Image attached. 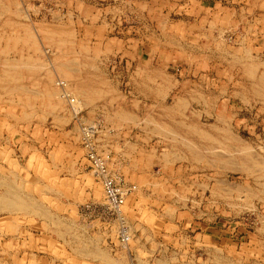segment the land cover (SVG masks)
<instances>
[{"label":"rangeland","instance_id":"obj_1","mask_svg":"<svg viewBox=\"0 0 264 264\" xmlns=\"http://www.w3.org/2000/svg\"><path fill=\"white\" fill-rule=\"evenodd\" d=\"M97 1L0 0V264H264V0ZM67 95L135 184L127 246Z\"/></svg>","mask_w":264,"mask_h":264},{"label":"built area","instance_id":"obj_2","mask_svg":"<svg viewBox=\"0 0 264 264\" xmlns=\"http://www.w3.org/2000/svg\"><path fill=\"white\" fill-rule=\"evenodd\" d=\"M60 85L63 86L62 81H60ZM73 102L74 99L70 98V107ZM81 111L74 113L80 129V144L84 149L90 170L101 184L105 207L110 215L115 216L113 220L117 221L116 237L119 244L123 246L127 243V222L121 213L123 212L126 195L135 188V184L126 182L121 175L110 168L109 154L98 149L99 125L97 126L96 122H85L79 116Z\"/></svg>","mask_w":264,"mask_h":264},{"label":"crops","instance_id":"obj_3","mask_svg":"<svg viewBox=\"0 0 264 264\" xmlns=\"http://www.w3.org/2000/svg\"><path fill=\"white\" fill-rule=\"evenodd\" d=\"M20 1H22V4H24L23 6H26V7H23L22 8V10H20L19 8H17V6H15L14 7V12L13 13H16V17L14 18V19H12L13 21H16V22H18V24H22L23 25V23H24V19H23V17L24 16H28V17H32V15L33 16H35L36 14V11H38L39 13L42 11V9L44 8V9H46L45 8V6H46V4L45 3H47L48 1H50V0H40L39 2V4H35V2H33V0L31 1V0H20ZM69 1L71 2L72 0H58V4H59V7H62V9L61 8H58L57 10L58 11H63L64 10V7L65 6H68V3H69ZM124 2H125V4H130L131 3V0L130 1H128V0H124ZM74 3H75V6L77 5V4H80V3H83V4H86V8L85 9H89V10H93V11H91V14L92 15H95V14H97V12H98V9H99V7H97V5L96 4H98V1L97 0H87V2L85 1V0H74ZM56 5V4H55ZM62 5H64V7L62 6ZM131 5V4H130ZM51 6V5H50ZM132 6V5H131ZM112 7V9H115V7H116V5H113V6H111ZM52 8V7H51ZM70 9H72V8H70ZM70 9L67 7L66 8V11L64 10L62 13H64V16H66L67 15V11H70ZM49 12V11H48ZM11 13H12V11H11ZM101 13V12H100ZM42 16V15H41ZM11 18V17H10ZM21 27H23V26H21ZM22 31H24L23 30V28H21V29H18V33L19 34H17L16 36L18 37H22V38H24V36H23V34H22ZM27 35L28 34H31V31L28 29V30H26V32H25ZM25 34V35H26ZM32 35V34H31ZM33 37V36H32ZM28 46V45H27ZM5 48V44L3 45V46H1V48ZM18 48L19 49H21V50H25V49H27V47H26V45L25 46H23L22 45V41L20 42V43H18ZM141 60H143V59H141ZM146 60H144V62H145ZM111 153V152H110ZM86 158V157H85ZM86 161H87V163H88V160H87V158H86ZM89 165V164H88ZM207 228V227H206ZM207 230V229H206ZM220 230L221 229H219V228H214L213 230L212 229H210L209 231H206V233L207 234H209V238H210V240L211 241H214V243H217V242H220L221 241V239H222V235H223V233L222 232H220ZM209 232V233H208Z\"/></svg>","mask_w":264,"mask_h":264},{"label":"bare ground","instance_id":"obj_4","mask_svg":"<svg viewBox=\"0 0 264 264\" xmlns=\"http://www.w3.org/2000/svg\"><path fill=\"white\" fill-rule=\"evenodd\" d=\"M2 8V7H1ZM8 9V8H7ZM3 14V13H2ZM51 32V31H50ZM32 36L31 34H28V36ZM34 35V34H33ZM35 36V35H34ZM29 39L31 38V37H28ZM17 39H18V37H17ZM16 39V40H17ZM20 39V38H19ZM30 57V56H29ZM29 59H32V57H30ZM28 59L26 58V60L25 61H27ZM19 61V60H18ZM23 61V60H22ZM30 61H32V60H30ZM20 62V61H19ZM28 62V61H27ZM34 62H36V60L34 59V61L31 63V64H33ZM23 63V62H22ZM26 63V62H25ZM29 64V66L31 65L30 63H28ZM35 64V66H36V63H34ZM23 65V64H22ZM21 65V66H22ZM26 65H27V63H26ZM8 66V65H7ZM9 66H11V65H9ZM18 65L16 64V67H17ZM28 66V65H27ZM28 66V67H29ZM42 66V65H41ZM14 67V66H13ZM38 66H36L35 68H37ZM40 67V66H39ZM32 68H33V65H32ZM73 68V67H72ZM76 69V68H75ZM30 70V69H29ZM249 70V69H248ZM6 71V70H5ZM12 71H15L14 69L12 70ZM36 72V71H35ZM251 72H253V70H251ZM7 74V73H6ZM14 74V73H13ZM48 74V73H47ZM50 75H52L51 73H50ZM252 75V74H251ZM255 75V74H254ZM8 76H10V74L8 75ZM45 76V75H44ZM1 77V76H0ZM19 77V76H18ZM6 78V77H5ZM12 79V78H11ZM14 79V78H13ZM49 79H52L53 80V78H49ZM65 79V78H64ZM262 79V83H264V77H262L261 78ZM10 81V80H9ZM62 81V80H61ZM2 82H4V81H2ZM63 82V86L62 87H65V86H67L66 85V82L65 81H62ZM59 84H60V82H59ZM164 87V86H163ZM66 88V87H65ZM161 88V87H160ZM253 88V87H252ZM10 89V88H9ZM18 89V88H17ZM100 89V88H99ZM54 90H56V89H53L52 91H54ZM81 90V89H80ZM93 90V89H92ZM101 91V90H100ZM162 91V90H161ZM99 92V91H98ZM41 93V92H40ZM42 93H43V90H42ZM46 93H49V90H48V92H46ZM54 93V95H59V96H61L60 94H59V92H58V89L56 90V91H54L53 92ZM52 93V94H53ZM51 94V92H50V95H52ZM47 95H49V94H47ZM49 95V96H50ZM59 96H57L59 99H57L58 101L60 100V102H61V98L62 97H59ZM69 96V102H70V98H73L74 99V102L76 101L75 100V97L74 96H71L70 97V95H67L66 97H68ZM86 99V98H85ZM178 99V98H177ZM87 100V99H86ZM85 100V101H86ZM182 100V99H181ZM80 102V101H79ZM79 102H78V104H79ZM187 102V101H186ZM50 104V103H49ZM48 104V105H49ZM181 104V103H180ZM57 106V105H56ZM56 106H54V107H56ZM80 106V105H79ZM71 107H72V110L74 111V112H76L75 111V107H74V105H73V103H71ZM79 112V111H78ZM31 114V113H30ZM60 116V115H59ZM123 116V115H122ZM120 117V116H119ZM126 118V116H123V118ZM133 119V118H132ZM92 123V122H91ZM106 127V126H105ZM204 131V130H203ZM215 140V139H214ZM241 140V139H240ZM248 147V146H247ZM206 148V147H205ZM241 149V148H240ZM246 149V148H245ZM217 150V149H216ZM194 153H197V150H196V152H194ZM248 154V153H247ZM176 155V154H175ZM180 155V154H179ZM249 158V157H248ZM231 160V159H230ZM199 161V160H198ZM207 162V161H206ZM232 163V162H231ZM224 164V163H223ZM213 165V164H212ZM243 165V164H242ZM250 167V166H249ZM1 180H2V178H0ZM3 182L2 183H4V181H5V183H6V180H2ZM9 183V182H8ZM12 183V182H11ZM14 183V182H13ZM12 183V184H13ZM3 185V184H2ZM5 185V184H4ZM10 186V183L9 184H6L5 186ZM14 185V184H13ZM7 186V187H8ZM10 187H12V185L10 186ZM14 187H16L15 185H14ZM14 187H12V188H14ZM12 188H10V189H12ZM16 190V189H15ZM9 191V190H8ZM8 191H7V195L8 194H10V193H8ZM12 191V190H11ZM18 190H16V192L15 191H12L11 193H12V196H2V197H4V199L2 200L3 201V205L2 206H7V209L10 211L11 209H14V210H18V209H24V208H26V210L28 209L29 210V207H28V205L30 206H32L33 204H37L36 202L35 203H33V204H31L32 202H30V200L29 199H25V198H23L22 196H21V193H19V191L17 192ZM10 192V191H9ZM250 193V192H249ZM129 194V193H128ZM128 194L126 195V198H125V201H124V205H125V203H126V200H127V197H128ZM0 198H1V195H0ZM34 201V200H33ZM0 203H2L1 201H0ZM42 204V203H41ZM252 204V203H251ZM38 207H39V205H38ZM37 207V211H40L39 213H45L46 212V210H44V209H39ZM36 209V208H35ZM20 211V210H19ZM23 211V210H22ZM32 211H34V210H32ZM18 212V211H17ZM48 213V212H47ZM46 215V214H45ZM121 215H122V213H121ZM130 239H131V232H130V226L128 225V223H127V243L126 244H124L123 245V247L124 246H127L128 245V243H129V241H130ZM87 251V250H86ZM93 253V252H92ZM102 253V252H101ZM104 255V254H103ZM104 257V256H103Z\"/></svg>","mask_w":264,"mask_h":264}]
</instances>
